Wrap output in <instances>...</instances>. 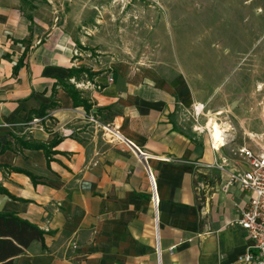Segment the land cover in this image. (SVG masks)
Segmentation results:
<instances>
[{"label":"crops","instance_id":"0c3cea01","mask_svg":"<svg viewBox=\"0 0 264 264\" xmlns=\"http://www.w3.org/2000/svg\"><path fill=\"white\" fill-rule=\"evenodd\" d=\"M21 5L0 0V214L45 235L14 264H238L251 245L235 224L249 194L224 192L230 169L207 167L231 159L225 133L208 122V139L186 121L181 87L88 67L91 78L68 79L85 63L76 30Z\"/></svg>","mask_w":264,"mask_h":264},{"label":"rangeland","instance_id":"374dc122","mask_svg":"<svg viewBox=\"0 0 264 264\" xmlns=\"http://www.w3.org/2000/svg\"><path fill=\"white\" fill-rule=\"evenodd\" d=\"M21 3V11L76 30L83 67L174 85V93L181 87L186 121L208 139V122L222 130L231 162L240 148L264 154V0Z\"/></svg>","mask_w":264,"mask_h":264},{"label":"built area","instance_id":"2783aa9c","mask_svg":"<svg viewBox=\"0 0 264 264\" xmlns=\"http://www.w3.org/2000/svg\"><path fill=\"white\" fill-rule=\"evenodd\" d=\"M112 80L110 79V82ZM118 143L126 144L118 131L111 133ZM128 146V145H126ZM139 153L144 163L149 158L144 153ZM236 163L223 159L220 163L208 165L220 172L227 173V180L222 186L225 192L232 185H237L242 191L249 194L245 207L241 210L236 225L240 227L251 241L250 247L237 258L238 264H264V154H256L248 148H240L236 152ZM146 173L155 194L153 176L147 168ZM159 258V254L157 253Z\"/></svg>","mask_w":264,"mask_h":264},{"label":"trees","instance_id":"16d2710c","mask_svg":"<svg viewBox=\"0 0 264 264\" xmlns=\"http://www.w3.org/2000/svg\"><path fill=\"white\" fill-rule=\"evenodd\" d=\"M83 75L91 78L93 73L85 67L68 71V79L73 76L79 79ZM62 87L71 96L74 105L82 106L87 110L90 109L87 102L80 98L79 92L74 86L63 83ZM18 143L30 149H43L46 151V145L44 144H25L21 140H18ZM44 235L45 233L38 227L14 214H0V264H14V259L21 255L32 242H43Z\"/></svg>","mask_w":264,"mask_h":264},{"label":"bare ground","instance_id":"6f19581e","mask_svg":"<svg viewBox=\"0 0 264 264\" xmlns=\"http://www.w3.org/2000/svg\"><path fill=\"white\" fill-rule=\"evenodd\" d=\"M201 108H202V107L199 105V106H198V110L201 111ZM220 132H221V131H220ZM218 134H219V133H218ZM217 136H218V135H217ZM220 136H221L220 138H222V137H224L225 135H223L222 133H220ZM220 140H221V139H220ZM223 145H224V144H223Z\"/></svg>","mask_w":264,"mask_h":264}]
</instances>
